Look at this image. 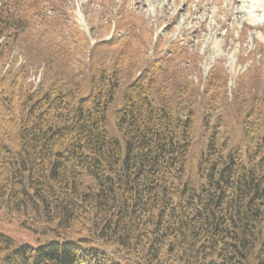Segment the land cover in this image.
<instances>
[{"label":"trees","instance_id":"trees-1","mask_svg":"<svg viewBox=\"0 0 264 264\" xmlns=\"http://www.w3.org/2000/svg\"><path fill=\"white\" fill-rule=\"evenodd\" d=\"M66 1L0 0V210L53 236L0 230V264H264V94L189 80L176 40L147 57L131 9L90 43ZM240 114L262 134L230 147Z\"/></svg>","mask_w":264,"mask_h":264},{"label":"rangeland","instance_id":"rangeland-1","mask_svg":"<svg viewBox=\"0 0 264 264\" xmlns=\"http://www.w3.org/2000/svg\"><path fill=\"white\" fill-rule=\"evenodd\" d=\"M128 9L139 16L137 29L142 26L148 40L147 57L176 40L195 56V59L178 61L189 80L202 87L210 68L221 64L227 73L228 95L232 94L242 74L245 91L249 90L244 96L264 94V54L261 51L264 0H67L65 4V10L71 14L68 20L79 26L90 43L109 38L114 28L113 19ZM158 38L160 45L155 44ZM39 76L40 73L31 79L37 83ZM234 112L236 110L232 109V115ZM197 115L196 141L199 143L202 133ZM241 115L230 116L222 122L220 137H228L230 147L251 144L262 134L256 131L252 138L242 136L238 131ZM0 230L17 244L34 248L53 238L50 234L20 227L16 221H9L1 210Z\"/></svg>","mask_w":264,"mask_h":264}]
</instances>
